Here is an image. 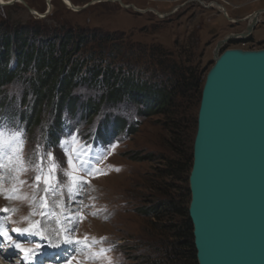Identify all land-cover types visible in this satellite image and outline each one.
<instances>
[{
    "label": "rangeland",
    "instance_id": "374dc122",
    "mask_svg": "<svg viewBox=\"0 0 264 264\" xmlns=\"http://www.w3.org/2000/svg\"><path fill=\"white\" fill-rule=\"evenodd\" d=\"M50 1V9L46 0H20L1 6L0 23L3 26L6 23L10 28L23 25L40 27L42 36L50 35L52 32L63 34L70 28L73 36L77 34L89 36L86 40L89 44H94L93 38L101 40V49L95 46L92 48L103 55L108 53L110 57L114 56L116 66L122 65L124 69L127 67L138 70V78L141 80L151 78L152 67L155 66L157 72L172 63L176 67L186 66L196 70L200 82L190 92L189 97L178 98L176 103L179 108L176 109V114H170L168 117L158 115L141 117L133 132L116 134L106 141L108 144L103 145L102 139L94 142L87 138L84 140L79 138L83 137L88 128L93 130L99 127L107 115L116 114L131 123L135 119V106L127 102L121 103L118 109L105 105L101 114L88 122L83 118L81 104L72 113L63 109L62 116L66 118L64 130L58 135L57 142L51 143L48 140V127L53 123L55 104L50 106L51 109L43 111L42 122L37 127L27 126V128L22 116H9V112H14L11 110L18 109L19 112L21 109L19 102L25 93L24 77H28V74L18 76L12 83L0 87V96L5 95L7 99L11 97L12 100V104L9 103L6 109L0 104V123L6 124L9 129L23 130V157L26 161H32L24 165L22 171L16 170L20 166L15 163L0 171V208L16 209L10 214L0 212V217H6L10 235L27 247L32 246L29 241L38 240L34 236H18L11 232L13 228L27 227V222L22 218L29 216L35 207L31 197L35 195L38 200L44 196L43 184L39 186L38 191L33 187L36 176L35 163L38 160L34 155L37 144L46 146L41 149L42 151L54 152L66 169L67 164L64 152L59 147V141L70 140V137L75 135L81 144L91 145L90 151L93 156L101 157L95 166L106 174L89 176L80 173L88 183L83 184L74 199L63 188L56 195L49 194L47 198L50 202L62 200L72 215L79 213L78 222L71 232L73 239L83 240L85 236L96 239L104 237L106 241L93 245L91 249L77 245L74 250L72 246L66 245L65 255L60 259V264H64L63 258L67 256L75 257L73 264H77V261L79 264L158 262L166 264L163 263L165 261L163 252L168 241L166 234L159 228L161 223H156L158 227H154L149 217L140 214L139 211L161 198L150 185L157 186L161 182L158 177L166 168L168 159L174 155L169 144L177 141L175 144L180 150L182 162L189 159L192 154L201 80L214 63L215 52L220 53L225 48L233 47L264 48V12L255 18L257 22L252 33L243 39L246 41L236 37L225 40L226 36L240 34L246 29L251 22V17L248 19V16L264 9V0H70L74 6L79 7L90 3L78 11L65 4L63 0ZM22 2L40 14H44L47 10L49 12L44 17L38 18L31 14ZM215 4L222 6L232 21ZM28 35L31 36L30 33ZM217 45L220 46L218 49ZM127 56L130 62H127L126 58L120 59ZM14 64L15 61L12 59L10 67ZM101 93L102 88L97 83L86 82L73 91V95L78 96L81 103L88 99L96 101ZM27 99L30 103L33 100L30 95ZM67 119L70 123H67ZM174 130L176 135H173ZM108 131L110 132V128ZM113 145L115 147H112ZM183 168L186 172L184 171L176 179L164 176L162 181L164 184L170 181L174 187L168 189L170 195L172 197L180 195L187 208L190 200V191H187L190 168L189 165L187 167L184 165ZM45 171H47L46 165ZM20 181L25 183L21 184ZM66 183H68L67 178H61V184ZM13 188L19 190L17 195L26 196L27 199H6L4 192ZM166 188L167 185L165 190ZM36 211L38 213L39 210ZM55 211L59 212L60 209L56 208ZM93 212L98 214L91 215ZM31 219L41 220V217L37 214ZM63 226L56 223V217H46L42 224L44 229L49 230L48 234L53 236L56 235L53 230ZM39 242L46 245V241ZM112 245L114 249L103 256L86 258L91 252ZM52 249L45 246L42 253L47 255ZM48 259L51 260L47 262L48 264H57V259L49 257ZM16 262L21 263V258Z\"/></svg>",
    "mask_w": 264,
    "mask_h": 264
},
{
    "label": "trees",
    "instance_id": "16d2710c",
    "mask_svg": "<svg viewBox=\"0 0 264 264\" xmlns=\"http://www.w3.org/2000/svg\"><path fill=\"white\" fill-rule=\"evenodd\" d=\"M40 29L28 25L10 28L6 23L4 26L0 23V87L12 83L18 76L28 74V77L23 76L26 86L23 99L19 102L21 111L11 110L14 112H9V116H22L26 127H37L42 122L43 111L55 104L53 123L48 127V140L51 143L57 142L58 135L64 130L66 118L62 116L63 109L72 113L81 104L83 118L88 122L101 114L105 105L113 109H118L124 102L135 106V119L131 123L116 114L107 115L99 127L93 130L88 128L83 134L82 140L87 138L97 142L102 139L103 145L116 134L133 132L141 117L148 115L168 117L170 114H176V109L179 108L176 103L178 98L189 97L190 92L200 82L196 70L186 66L176 67L172 63L166 65L162 71L156 72L155 66L152 67L151 78L141 80L138 78V70L127 67L124 69L122 65L116 66L114 56L110 57L108 53L103 55L94 50L93 46L101 49V40L98 38H93L94 44H89L86 41L89 36L84 37L81 34L73 36L70 28L63 34L52 32L44 36L40 33ZM29 33L31 36L28 35ZM87 48L89 50L85 51ZM125 58L130 62L129 56L120 59L125 60ZM12 59L15 64L10 67ZM144 70L148 71L147 68ZM204 80L205 77L201 80L202 87ZM85 82L97 83L102 88V93L96 101L88 99L81 103L78 96L73 95L74 89ZM202 87L199 91V102ZM29 95L33 98L31 103L27 99ZM9 103L12 104L11 97L7 99L5 95L0 96V104L5 109ZM67 120V123H70V120ZM175 126L178 128V124ZM174 132L175 130L173 135H176ZM174 139L177 140L175 136ZM175 143L177 144V141L171 144L168 142L174 155L168 159L166 168L161 171L163 174L156 176L161 182L157 186L150 185L161 198L139 212L148 216L154 227L157 226L156 223H161L159 228L166 234L168 241L163 252L165 258L163 263L197 264L188 206L186 208L180 195L176 197L170 195L168 189L174 188L170 181L168 184L162 181L164 176L176 179L185 171L184 165L186 167L189 165L191 170L192 154L189 159L182 162L180 150ZM166 185L167 190H165Z\"/></svg>",
    "mask_w": 264,
    "mask_h": 264
},
{
    "label": "water",
    "instance_id": "95a60500",
    "mask_svg": "<svg viewBox=\"0 0 264 264\" xmlns=\"http://www.w3.org/2000/svg\"><path fill=\"white\" fill-rule=\"evenodd\" d=\"M7 1L0 6L14 2ZM22 3L38 18L49 12ZM256 22L225 40L247 38ZM188 183L197 264H264V48L215 52L201 91Z\"/></svg>",
    "mask_w": 264,
    "mask_h": 264
},
{
    "label": "snow or ice",
    "instance_id": "6c2138e0",
    "mask_svg": "<svg viewBox=\"0 0 264 264\" xmlns=\"http://www.w3.org/2000/svg\"><path fill=\"white\" fill-rule=\"evenodd\" d=\"M23 143V130L19 128L15 130L9 129L6 124L0 123V171L5 170L13 163L20 166L16 169L17 171H22L24 170V165L32 163V161H26L23 157ZM59 147L64 152L65 162L67 164L66 169L57 159L54 152L42 151L41 149L46 148V146L37 144L34 155L38 160L35 163L36 176L33 187L38 191L39 186L43 184L44 196L38 200L35 195L31 197L35 207L29 213V216L22 218L27 222V227L11 229V232L16 233L18 236H34L38 240L35 242L29 241L32 246L25 247L23 242L14 239L10 235L6 217H0V237H3L6 242L22 254L21 264H41L39 257L45 246L61 248L63 245H69L75 250L76 246L80 245L84 248L91 249L93 245L106 241L104 237L96 239L85 236L83 240L73 239L71 232L78 222L77 216L79 213L77 212L76 215H72L62 200L52 202L48 200L47 197L49 194L56 195L61 188L66 189L69 196L74 199L76 194L81 191L83 184L88 183L80 173H85L89 176L106 174L95 166L99 163L101 157L93 156L90 151L91 145L81 144L77 136L72 135L70 140L61 139L59 141ZM112 147H115V145ZM45 165L47 166V171H45ZM61 178H67L68 183L61 184ZM20 183L23 184L25 182L20 181ZM18 191V189L13 188L4 192L5 198L27 199L26 196L17 195L16 193ZM56 208H59L60 211H55ZM36 209L39 210L38 213ZM14 211L16 209L7 207L0 208V212L5 214H10ZM37 214H39L41 220H32L31 217ZM97 214L96 212L91 213V215ZM46 217H56V223L58 225H64L57 230H53L56 232L54 236L49 235V230L42 227L43 220ZM80 219H83V217H80ZM39 241H46V245ZM113 249L114 245L108 248H100L96 252H91L86 258H98ZM74 259L75 257L71 256L64 257V264H73ZM57 264H60V259H57ZM77 264H79V261H77Z\"/></svg>",
    "mask_w": 264,
    "mask_h": 264
},
{
    "label": "bare ground",
    "instance_id": "6f19581e",
    "mask_svg": "<svg viewBox=\"0 0 264 264\" xmlns=\"http://www.w3.org/2000/svg\"><path fill=\"white\" fill-rule=\"evenodd\" d=\"M1 2H3V3H5V2H8L7 0H0ZM15 2L16 1H20V0H14ZM22 1V0H21ZM46 1H50V0H46ZM64 1V3L65 4H67V5H69L70 7H75L73 4H72V2H70V0H63ZM216 6H217V8H218V6H219V8L221 9V10H223V11H225L224 10V8L222 7V6H220V5H217V4H215ZM251 17V22H249V24L248 25H252V23L255 21V18L257 17V15H253V14H251L249 17H248V19ZM247 18V17H246ZM240 34H242V33H240ZM66 247V246H65ZM63 248H64V245L61 247V248H58V251H57V255L54 257L55 259H58V256H59V259L61 258L60 256H64L65 255V252H64V250H63ZM11 252L12 251H6V252H0V264H21V263H17L16 261H17V259L20 257V256H22V254L21 253H19L18 255L17 254H11ZM18 257V258H13V257ZM49 258H51V257H49ZM53 258V257H52ZM41 260H42V263L41 264H48L47 262H49V261H51L50 259H46V258H41Z\"/></svg>",
    "mask_w": 264,
    "mask_h": 264
},
{
    "label": "built area",
    "instance_id": "2783aa9c",
    "mask_svg": "<svg viewBox=\"0 0 264 264\" xmlns=\"http://www.w3.org/2000/svg\"><path fill=\"white\" fill-rule=\"evenodd\" d=\"M51 2V1H50ZM241 40H243V39H241Z\"/></svg>",
    "mask_w": 264,
    "mask_h": 264
}]
</instances>
